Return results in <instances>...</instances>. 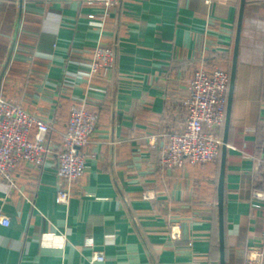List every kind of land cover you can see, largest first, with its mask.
<instances>
[{"label":"crops","instance_id":"obj_1","mask_svg":"<svg viewBox=\"0 0 264 264\" xmlns=\"http://www.w3.org/2000/svg\"><path fill=\"white\" fill-rule=\"evenodd\" d=\"M240 1L119 0L99 24L102 9L84 0H0V97L48 122L51 147L72 104L98 115L68 204L55 201L52 155L40 166L19 162L15 187L0 180V216L9 217L0 223V264H220L221 151L177 169L159 156L184 129L194 71L230 76ZM100 43L113 47V67L80 78ZM225 130L224 119L225 264H244L264 248V199L253 196L264 192V0L243 6ZM93 249L105 261L89 262Z\"/></svg>","mask_w":264,"mask_h":264},{"label":"built area","instance_id":"obj_2","mask_svg":"<svg viewBox=\"0 0 264 264\" xmlns=\"http://www.w3.org/2000/svg\"><path fill=\"white\" fill-rule=\"evenodd\" d=\"M210 6L214 0H204ZM85 4L102 9L99 24L108 12L116 7L119 0H84ZM92 16V15H90ZM115 51L107 44H97L92 57L81 63L85 73L78 76L89 80L94 75L105 74L114 64ZM229 73L220 68L206 70L199 67L187 82L184 129L171 132L168 143L159 156V164L169 169L181 168L190 164L206 163L218 159L223 140L218 132L223 125L229 87ZM98 125L96 112L88 110L82 103L70 107L66 129L61 134L57 147H51L49 134L51 126L44 119L25 110L19 103L0 97V180L15 187L14 171L19 162L40 166L45 157H54V171L57 178L55 201L68 204L73 184L85 172L87 157L82 148ZM34 130L33 137L29 134ZM264 166V152L259 159ZM144 197H149L147 193ZM257 199H264V192H254ZM0 223L9 224V217L0 216ZM170 225V236H179ZM191 245V242H189ZM84 246L93 248L91 237H86ZM106 256L102 250H92L88 260L91 263L103 262ZM244 264H264V248H254L245 257Z\"/></svg>","mask_w":264,"mask_h":264},{"label":"water","instance_id":"obj_3","mask_svg":"<svg viewBox=\"0 0 264 264\" xmlns=\"http://www.w3.org/2000/svg\"><path fill=\"white\" fill-rule=\"evenodd\" d=\"M244 3L245 0L240 1V7L238 12L237 28L235 34L234 50H233V61H232V68H231L230 80H229V92H228L227 104H226V114H225L226 130L228 127L229 115H230L232 88H233V81L235 76L236 57H237L239 37L241 32V21H242ZM225 148H226V137L224 135L223 146L221 148L220 173H219L218 189H217V223H218V247H219L220 264H225L224 208H223L224 171H225V153H226Z\"/></svg>","mask_w":264,"mask_h":264}]
</instances>
